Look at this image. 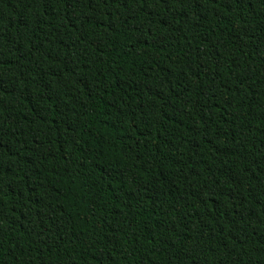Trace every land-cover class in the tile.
<instances>
[{
  "label": "trees",
  "instance_id": "16d2710c",
  "mask_svg": "<svg viewBox=\"0 0 264 264\" xmlns=\"http://www.w3.org/2000/svg\"><path fill=\"white\" fill-rule=\"evenodd\" d=\"M0 264H264V0H0Z\"/></svg>",
  "mask_w": 264,
  "mask_h": 264
}]
</instances>
